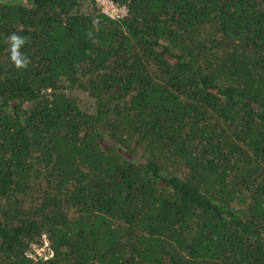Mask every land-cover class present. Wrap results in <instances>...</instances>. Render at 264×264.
I'll use <instances>...</instances> for the list:
<instances>
[{"label":"trees","instance_id":"16d2710c","mask_svg":"<svg viewBox=\"0 0 264 264\" xmlns=\"http://www.w3.org/2000/svg\"><path fill=\"white\" fill-rule=\"evenodd\" d=\"M115 1L0 0V264H264V0Z\"/></svg>","mask_w":264,"mask_h":264},{"label":"built area","instance_id":"2783aa9c","mask_svg":"<svg viewBox=\"0 0 264 264\" xmlns=\"http://www.w3.org/2000/svg\"><path fill=\"white\" fill-rule=\"evenodd\" d=\"M98 5L104 13L112 18H122L126 16L129 11L126 4H120L115 0H98Z\"/></svg>","mask_w":264,"mask_h":264},{"label":"clouds","instance_id":"9594fccd","mask_svg":"<svg viewBox=\"0 0 264 264\" xmlns=\"http://www.w3.org/2000/svg\"><path fill=\"white\" fill-rule=\"evenodd\" d=\"M11 42V59L17 68L26 67L28 60L20 53L21 45L25 43V39L13 34L10 37Z\"/></svg>","mask_w":264,"mask_h":264},{"label":"rangeland","instance_id":"374dc122","mask_svg":"<svg viewBox=\"0 0 264 264\" xmlns=\"http://www.w3.org/2000/svg\"><path fill=\"white\" fill-rule=\"evenodd\" d=\"M77 95L80 97V102L82 104L83 107L92 110V106H93V97L90 96L87 92L83 91V90H77L76 91ZM49 240L48 239H44L43 244H34V251L32 252V254H35L34 252H36L37 254L40 255H44L45 253H47L49 251Z\"/></svg>","mask_w":264,"mask_h":264}]
</instances>
